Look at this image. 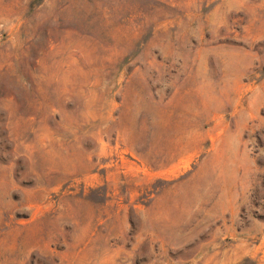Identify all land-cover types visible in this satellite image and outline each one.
<instances>
[{"label": "rangeland", "instance_id": "1", "mask_svg": "<svg viewBox=\"0 0 264 264\" xmlns=\"http://www.w3.org/2000/svg\"><path fill=\"white\" fill-rule=\"evenodd\" d=\"M0 264H264V0H0Z\"/></svg>", "mask_w": 264, "mask_h": 264}]
</instances>
